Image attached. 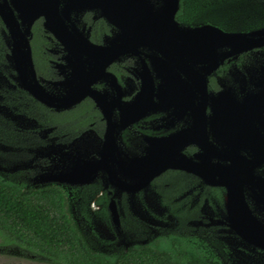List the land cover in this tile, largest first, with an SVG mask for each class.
Returning a JSON list of instances; mask_svg holds the SVG:
<instances>
[{
    "label": "flooded vegetation",
    "instance_id": "obj_1",
    "mask_svg": "<svg viewBox=\"0 0 264 264\" xmlns=\"http://www.w3.org/2000/svg\"><path fill=\"white\" fill-rule=\"evenodd\" d=\"M3 1L10 20L0 15V177L59 189L91 248L108 255L177 235L220 264H264V246L236 232L264 226V43L207 70L175 58L172 25L147 7L56 0L52 17L46 0ZM185 1L174 18L180 26L264 27V19L241 29L218 16L207 23L205 12L188 16ZM25 41L35 79L56 106L20 86L21 62L30 69ZM93 46L102 48L82 58ZM92 62L102 74L74 84ZM178 81L188 86L184 96L170 91ZM77 87L80 100L63 108ZM77 156L89 167L81 183L35 182L67 178Z\"/></svg>",
    "mask_w": 264,
    "mask_h": 264
},
{
    "label": "trees",
    "instance_id": "obj_2",
    "mask_svg": "<svg viewBox=\"0 0 264 264\" xmlns=\"http://www.w3.org/2000/svg\"><path fill=\"white\" fill-rule=\"evenodd\" d=\"M262 5L264 0H186L182 8L188 16L205 12L207 23H211L213 16L226 20L230 14L236 19L251 16L257 19L251 13L252 6L260 7L256 12L263 17ZM233 7L236 9L229 13ZM242 7L246 8L240 11ZM216 8L219 12L212 14ZM0 247L4 252L16 249L51 264H220L207 247L177 235L160 237L119 254L99 252L91 248L87 237L67 214L59 189H25L1 177Z\"/></svg>",
    "mask_w": 264,
    "mask_h": 264
},
{
    "label": "water",
    "instance_id": "obj_3",
    "mask_svg": "<svg viewBox=\"0 0 264 264\" xmlns=\"http://www.w3.org/2000/svg\"><path fill=\"white\" fill-rule=\"evenodd\" d=\"M2 1V0H0ZM121 2H125L124 5L126 6H135L139 5L137 7H140L143 10L149 9V12L153 14L154 17L160 18L162 16H167V22L171 24L170 32L173 33V54L175 55V58L182 59L183 64H189L192 65L194 63H201L202 65L207 66V70L209 66H213L218 64L221 60H223L225 57L229 56L230 54H238L242 51H245L249 48H251L254 44L258 45L261 42L264 43V27L251 31V32H241L233 30V32H226L223 31L215 26L212 25H203L200 27H185L180 26L175 21V14L179 7L180 0H110L111 4L110 6L114 9V7H119ZM139 2V3H138ZM53 4H56V0H46V4L43 5L44 8L47 10H51L52 12L49 14L50 16H55V7ZM147 7V8H146ZM230 6H228L229 8ZM253 7L252 12H256V9H259L260 7ZM246 7H242L240 9L244 10ZM139 9V8H138ZM153 10L151 12L150 10ZM236 8L233 7L232 9H229V13H233ZM264 9V8H263ZM10 10L8 7L7 2L3 1L0 2V15L3 18V20L8 25L10 20ZM228 9H225V12ZM251 12V13H252ZM120 12L117 10V12H114L112 17H119ZM135 15V14H132ZM232 14L228 15V17H225L226 20H234L236 19L234 16H231ZM116 20V19H114ZM14 23V22H13ZM117 24V23H116ZM129 23L127 22V25ZM135 24V23H134ZM118 25V24H117ZM119 26V25H118ZM10 30H12L10 28ZM27 31V30H26ZM166 32V30H164ZM192 43L193 41H195ZM197 41H203L205 45H201V50L199 49V44H197ZM216 42V45H215ZM261 43V44H262ZM25 47L27 48V64L30 67H26V64L22 61L21 66L18 68V75L20 79L22 80L20 83V86L26 90L29 91L31 95H33L37 100L47 104L48 106L54 105V103H48V100L46 99L47 95H44V92L40 88V86L37 83V80L35 79V71L32 64V58H31V52L29 48L28 41H25ZM231 48L232 50L228 53H222L218 52L216 53V48ZM94 49L91 54H84L82 56L85 58H90L97 53L96 49H101L100 47L93 46ZM223 52H225L223 50ZM16 57V55H15ZM81 64H85L87 62H80ZM25 65L22 66V65ZM99 62H92L88 65L89 69L88 72H85V75L73 76L74 84L79 85L78 79L81 81L82 79H85L84 81H81L82 83L86 82V78H90V76L95 74H102V67ZM182 71V70H181ZM180 86L173 87L170 91L174 95H178L179 92H181V96L186 95V90L188 86L183 85V83L179 82ZM182 84V85H181ZM205 88V83L203 84ZM68 87V86H67ZM86 88V87H85ZM192 88V87H191ZM195 87H193L194 89ZM200 89V88H199ZM78 87L76 90L69 91L68 96L69 99L62 100L64 106L63 108H69L70 106L74 105L79 100L75 99ZM73 92V93H72ZM86 95L85 93H83ZM88 94V93H87ZM60 102V100H59ZM56 106V105H54ZM80 155V154H78ZM88 162L85 158H82L81 156H77L74 158V162L72 166H68L67 171L70 172L68 175L67 173H64L66 177L62 176V178H58L56 176L50 177L49 179L45 178L40 175V178L38 180H35V182H38L40 184L48 183V182H56V183H63V182H69L72 184H78L81 183V177L87 176L88 173ZM76 178V179H74ZM240 181L238 182V184ZM236 232L244 239L247 243L252 244L254 246H264V226L259 224V226H248V228H236Z\"/></svg>",
    "mask_w": 264,
    "mask_h": 264
},
{
    "label": "rangeland",
    "instance_id": "obj_4",
    "mask_svg": "<svg viewBox=\"0 0 264 264\" xmlns=\"http://www.w3.org/2000/svg\"><path fill=\"white\" fill-rule=\"evenodd\" d=\"M262 8H264V5H262ZM216 12H219L218 9L216 8L215 10H212L211 13L214 14ZM253 14H255V16H257L258 18L256 19V17H245L242 19H234V20H227V22L229 24V27H233V28H244L248 25H256L259 21L263 20V17H259L262 16V13H258V12H252ZM259 20V21H257ZM248 22V24H247ZM96 218V217H95ZM96 221L98 222V224L100 223V220H98V218L96 219ZM100 228V227H99ZM101 230V228H100ZM103 233V232H102ZM31 255H23L22 253H20L19 251H17L15 249L14 252H4L2 250V248L0 247V264H51L45 261H38L36 260V258H32Z\"/></svg>",
    "mask_w": 264,
    "mask_h": 264
}]
</instances>
